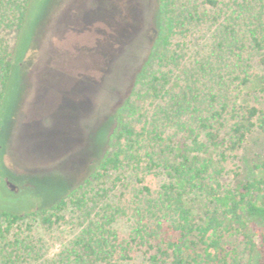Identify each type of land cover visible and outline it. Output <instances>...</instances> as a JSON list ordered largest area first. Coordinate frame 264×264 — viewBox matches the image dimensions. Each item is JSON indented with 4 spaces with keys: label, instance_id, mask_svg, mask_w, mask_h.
I'll return each instance as SVG.
<instances>
[{
    "label": "trees",
    "instance_id": "trees-1",
    "mask_svg": "<svg viewBox=\"0 0 264 264\" xmlns=\"http://www.w3.org/2000/svg\"><path fill=\"white\" fill-rule=\"evenodd\" d=\"M36 1L0 0V107ZM157 9L154 66L117 110L94 173L35 210L4 207L16 196L2 189L0 264L250 263L258 245L249 224L264 221V160L252 179H228L247 138L264 133L255 104L264 0H157ZM62 227L69 234L53 252Z\"/></svg>",
    "mask_w": 264,
    "mask_h": 264
},
{
    "label": "rangeland",
    "instance_id": "rangeland-1",
    "mask_svg": "<svg viewBox=\"0 0 264 264\" xmlns=\"http://www.w3.org/2000/svg\"><path fill=\"white\" fill-rule=\"evenodd\" d=\"M159 26L157 0L31 5L0 107V200L2 189L16 196L4 207H48L94 173L110 150L117 110L138 88L141 72L154 66ZM255 104L264 109V94ZM263 160L264 133L253 131L230 166L229 182L252 179L253 165ZM249 227L258 245L249 264H264V221ZM68 234L63 227L53 234V252Z\"/></svg>",
    "mask_w": 264,
    "mask_h": 264
}]
</instances>
